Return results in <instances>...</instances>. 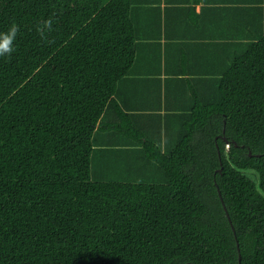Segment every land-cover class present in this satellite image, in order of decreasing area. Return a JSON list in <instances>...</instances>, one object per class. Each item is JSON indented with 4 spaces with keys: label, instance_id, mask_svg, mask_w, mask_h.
<instances>
[{
    "label": "trees",
    "instance_id": "obj_1",
    "mask_svg": "<svg viewBox=\"0 0 264 264\" xmlns=\"http://www.w3.org/2000/svg\"><path fill=\"white\" fill-rule=\"evenodd\" d=\"M131 6L0 0V32L20 26L0 57V264H264V30L211 95L194 93L168 151L131 134L165 182L92 178L105 110L115 130L126 116L115 93L136 56Z\"/></svg>",
    "mask_w": 264,
    "mask_h": 264
},
{
    "label": "crops",
    "instance_id": "obj_2",
    "mask_svg": "<svg viewBox=\"0 0 264 264\" xmlns=\"http://www.w3.org/2000/svg\"><path fill=\"white\" fill-rule=\"evenodd\" d=\"M131 3V18L137 26L136 56L115 93L126 116L121 117L122 130L112 129L108 125L115 122V110L108 107L94 139L111 146L119 142L108 139L112 134L134 139L131 134L140 132L168 151L177 140L184 115L190 112L194 93L211 95L231 58L241 52V44L255 41L254 32L264 30V0ZM132 147L142 148L137 141Z\"/></svg>",
    "mask_w": 264,
    "mask_h": 264
},
{
    "label": "rangeland",
    "instance_id": "obj_3",
    "mask_svg": "<svg viewBox=\"0 0 264 264\" xmlns=\"http://www.w3.org/2000/svg\"><path fill=\"white\" fill-rule=\"evenodd\" d=\"M250 23L253 28H257L255 21L251 20ZM241 45L243 48L240 51L246 47L243 43ZM103 138L105 139L106 136ZM108 139H118L119 142L106 146L104 143L99 144L97 140L95 141L97 147L93 151L91 162V176L94 180L106 182H165L162 169L155 162L146 158L142 148L132 147L133 142L137 140L131 139L128 135L121 138L116 134H112ZM242 173L257 181V175L252 171L243 170Z\"/></svg>",
    "mask_w": 264,
    "mask_h": 264
},
{
    "label": "clouds",
    "instance_id": "obj_4",
    "mask_svg": "<svg viewBox=\"0 0 264 264\" xmlns=\"http://www.w3.org/2000/svg\"><path fill=\"white\" fill-rule=\"evenodd\" d=\"M53 18L37 22L35 31L42 40H47V33L53 31ZM20 26L12 23L6 32H0V57H11L15 52V41L19 35ZM228 147V145H227Z\"/></svg>",
    "mask_w": 264,
    "mask_h": 264
},
{
    "label": "water",
    "instance_id": "obj_5",
    "mask_svg": "<svg viewBox=\"0 0 264 264\" xmlns=\"http://www.w3.org/2000/svg\"><path fill=\"white\" fill-rule=\"evenodd\" d=\"M239 258H240V256H239Z\"/></svg>",
    "mask_w": 264,
    "mask_h": 264
}]
</instances>
